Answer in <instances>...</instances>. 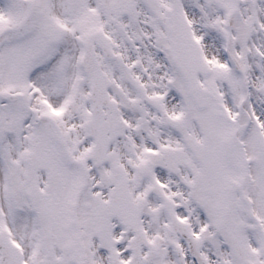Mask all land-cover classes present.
Returning <instances> with one entry per match:
<instances>
[{
    "label": "snow or ice",
    "instance_id": "1",
    "mask_svg": "<svg viewBox=\"0 0 264 264\" xmlns=\"http://www.w3.org/2000/svg\"><path fill=\"white\" fill-rule=\"evenodd\" d=\"M0 264H264V0H0Z\"/></svg>",
    "mask_w": 264,
    "mask_h": 264
}]
</instances>
